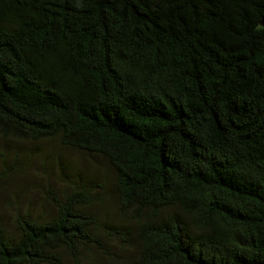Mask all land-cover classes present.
<instances>
[{"label":"trees","instance_id":"16d2710c","mask_svg":"<svg viewBox=\"0 0 264 264\" xmlns=\"http://www.w3.org/2000/svg\"><path fill=\"white\" fill-rule=\"evenodd\" d=\"M263 13L264 0H0V139L56 140L77 175L49 213L0 222V264H94L106 239L116 264H264Z\"/></svg>","mask_w":264,"mask_h":264},{"label":"rangeland","instance_id":"374dc122","mask_svg":"<svg viewBox=\"0 0 264 264\" xmlns=\"http://www.w3.org/2000/svg\"><path fill=\"white\" fill-rule=\"evenodd\" d=\"M6 145L10 146L11 151H7ZM5 151L8 156L3 157L10 165L11 178L9 184L0 191V222L6 229H12L13 217L17 211L23 212L26 208L35 215H44L51 211L50 204L45 199L48 196L59 198L65 192L70 191L72 181L77 175L67 161L76 159V155L62 148L56 140H49L37 144L17 143L14 141H2L0 139V152ZM1 162V161H0ZM102 163V161H99ZM83 166V171H87L88 165ZM60 167L63 173L60 172ZM92 171V170H91ZM82 178L86 180V175L82 172ZM97 183H105L98 179ZM110 184L106 185L105 195H110ZM90 185L88 186V188ZM91 191L93 197H100L102 194ZM100 205V203H99ZM105 209L109 208V202L104 201ZM107 256L105 259L98 254L93 256L94 264H116L114 259L119 260L120 248L117 243L106 239L104 241ZM91 253V251L89 250ZM125 253V252H124ZM88 263L90 258L81 253Z\"/></svg>","mask_w":264,"mask_h":264},{"label":"water","instance_id":"95a60500","mask_svg":"<svg viewBox=\"0 0 264 264\" xmlns=\"http://www.w3.org/2000/svg\"><path fill=\"white\" fill-rule=\"evenodd\" d=\"M260 26H264V13L262 14L260 21H259Z\"/></svg>","mask_w":264,"mask_h":264}]
</instances>
